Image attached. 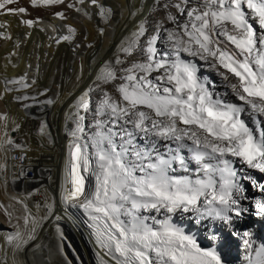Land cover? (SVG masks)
<instances>
[{
	"label": "snow or ice",
	"instance_id": "6c2138e0",
	"mask_svg": "<svg viewBox=\"0 0 264 264\" xmlns=\"http://www.w3.org/2000/svg\"><path fill=\"white\" fill-rule=\"evenodd\" d=\"M16 2L0 0V10L13 15L25 13L23 7H7ZM63 3L64 0H31L34 7ZM91 3L100 8L101 17L112 15V10L99 5L97 0ZM187 3L188 0H182L175 7L184 13L183 5ZM57 15L64 18L63 13ZM187 17L182 33L169 34L174 60L156 58V37L153 36L145 50L146 61L133 64L121 77L124 82L117 89L120 100L105 94L97 111L102 116L107 115L109 120L96 123L91 145L95 149L94 158L88 155L87 144L70 146L66 166V183L70 187L65 189L64 200L83 198L81 206L92 222L89 227L93 229L96 243L103 256L114 264H224L215 248H202L194 236L185 234L170 217L155 221L158 226L153 227L147 223V217L139 215L140 210L194 211L230 223V214L240 217L247 211L239 204L246 198L241 179L249 180L254 188L264 191V183H257L251 176H239L233 167L234 161L229 159L238 158L248 168L264 173V0H200L196 7L187 10ZM169 19L175 22L174 17L169 16ZM22 22L29 27L33 24L32 20ZM143 34L141 25L135 35ZM135 45L133 40L122 51L131 55ZM181 53L203 60L211 58L212 67L224 69L218 72L224 81H230L229 74L235 77L236 82L228 86L242 104L213 99L214 93L207 87L211 81L201 80L196 66L181 59ZM161 70L163 74L154 78L159 83L148 78L152 72ZM98 79L114 81L117 74L105 65ZM79 107L88 110V100L81 97ZM245 111L252 116L254 127L241 118ZM0 119L7 117L0 116ZM83 119L79 116L76 130L71 133L74 138L79 139L78 133L84 131L80 123ZM108 123L112 127H107ZM126 125H131V129ZM117 126L120 131H114ZM137 133L172 140L178 148L170 149L175 154L169 159L160 155L153 157L133 143ZM6 142L13 144L11 139ZM180 148L188 149L204 178L192 180L169 175L174 161L188 170L185 158L179 155ZM129 154L134 159H129ZM88 172L95 178L92 188H86L87 177L82 174ZM256 208L258 214L264 216V201H257ZM48 210L51 214L50 205ZM28 211L25 206V212ZM30 218L32 227L27 238L20 231L5 237L7 244L16 250L22 251L34 239L40 221L26 216L25 227ZM244 235L250 234L245 232ZM100 264L107 261L101 257ZM248 264H264V245L255 250L254 259L248 258Z\"/></svg>",
	"mask_w": 264,
	"mask_h": 264
},
{
	"label": "bare ground",
	"instance_id": "6f19581e",
	"mask_svg": "<svg viewBox=\"0 0 264 264\" xmlns=\"http://www.w3.org/2000/svg\"><path fill=\"white\" fill-rule=\"evenodd\" d=\"M181 2L182 0H97L99 5L112 10V15L104 18L100 15V8L93 5L91 0H83V3L80 0H70L66 6L57 8L64 14L62 20L55 17L56 13L52 18L47 15V18L41 19L45 22H40L36 28L38 31L33 32L21 25L22 21L28 20L26 16L17 13L9 15L6 11L7 16L3 14L4 10H0V116L7 117L6 120L0 119V165H3L0 168V264H100L101 257L107 264H114L109 257L103 256L96 243L93 229L89 227L92 222L81 206L83 198L64 200L65 189L70 187L66 183L70 146L79 143L75 142L77 138L71 133L76 130L79 116H83L80 123L84 131L78 133V137L84 142L81 145H88L87 153L90 158H94L95 149L91 145L97 131L96 123L109 120L107 115H100L97 109L105 99V94L113 100H120L117 89L124 82L121 77L127 74L126 70L133 64L146 61L148 41L153 36L156 37L154 46L157 49V59L169 62L175 59L169 34L182 33V25L188 23L187 10L196 7L200 0H188L183 5L184 13L175 7ZM38 15H29V20L39 21ZM169 16L174 17L175 22ZM141 25L144 27V34L137 36L135 34L139 32ZM133 40L136 45L132 54L127 55L122 49L128 47ZM181 59L196 66L197 76L201 80L205 78L211 81L207 87L214 93L213 99L219 98L227 102L225 99L230 97L229 103L242 104L228 86L233 78L224 81L218 74L224 70L212 67L211 58L203 60L199 56L181 53ZM117 60L121 63H117ZM105 65L116 72V80L101 82L98 79ZM162 74L163 70L152 72L148 78L154 80ZM13 80L21 83L13 84ZM24 84L28 87H24ZM9 89L18 91L10 92ZM25 96L28 99H23ZM11 97L13 102L8 104ZM43 97L53 103H40L44 100ZM81 97L88 100V110L79 107ZM15 100L19 104H15ZM35 103L41 105L34 108ZM245 115L252 119L248 111L242 113L241 118ZM107 127H112V124L108 123ZM125 127L131 129L132 126ZM114 131H120L119 127H115ZM18 136L24 137L21 139L25 141L21 140L20 143L25 147L15 149L17 144L13 143L14 150H10L12 147L6 141ZM116 142L120 143L119 136L116 137ZM133 143L153 157L160 155L165 159L175 154L170 149L178 148V144L172 140L145 136L144 133H137ZM187 143L190 144V141ZM179 155L185 158L188 170L185 171L178 161H174L169 170L170 176L192 180L204 178V173L191 159L187 148H180ZM129 159L134 157L129 154ZM229 159L234 161L233 167L239 176L240 173L250 176V172L256 171L260 174V181L257 183H264V173L248 168L238 158ZM30 171H33V177ZM82 174L87 177L86 188L94 187L95 178L91 172ZM216 179L219 181L218 176ZM251 187L257 190L259 201H264V191L252 185ZM203 199L202 197V206ZM247 201L248 198L241 199L239 204L250 210V203ZM256 203L255 201L253 206V221L239 226L236 225L239 217L234 213L230 214V223L199 215L194 211L177 210L167 213L161 209L158 213L154 209H141L139 215L147 217V223L153 227L158 226L155 221L170 217L171 222L182 228L185 234L194 237L198 235L209 241V245L200 239V243H197L202 248H215L218 253L221 252L219 254L224 264H248V258L254 259L255 250L264 245V216L258 214ZM25 206L28 212H25ZM26 216L35 217L40 225L36 228L34 239L22 251L16 250L7 244L5 237L20 231L27 238L32 224L30 218L25 227ZM245 232L250 235L245 236Z\"/></svg>",
	"mask_w": 264,
	"mask_h": 264
},
{
	"label": "rangeland",
	"instance_id": "374dc122",
	"mask_svg": "<svg viewBox=\"0 0 264 264\" xmlns=\"http://www.w3.org/2000/svg\"><path fill=\"white\" fill-rule=\"evenodd\" d=\"M69 1L70 0H64V3L63 4H60V5H51V6H46V8H45V6L44 5H38V6H32V4H31V0H17V2L16 3H13V4H11V5H8L7 7L8 8H13V9H18V7L19 8H21V7H23V8H25L26 9V12L25 13H18L17 12V14H19L20 16H23V17H25L26 16V18H28V20L30 19V16L32 15V17H34V14H35V17H37L36 15H38V17H39V21H35V20H33V24H32V26L31 27H29L27 24H25V23H21V25L22 26H24V27H26V28H28L29 30L31 29V32H33L34 30H36V31H38L36 28L37 27H39V25H40V22H45V21H42L41 19H43V18H47L48 16L47 15H49V17L48 18H52V17H54V13H56L55 14V17L56 18H58L59 16H56L57 15V13H63V12H59L58 10H57V8L59 7V6H63V5H67L68 3H69ZM44 6V7H43ZM15 7V8H14ZM51 10H50V9ZM33 9H35V10H33ZM33 12H32V11ZM61 10H63V9H61ZM48 11H50L51 13H48ZM5 12V13H4ZM31 12V14H29ZM9 13V12H8ZM45 13V14H44ZM3 14L5 15V14H7V12L4 10L3 11ZM52 14V15H51ZM9 15H11L10 13H9ZM8 14H7V16H9ZM30 15V16H29ZM51 15V16H50ZM28 16V17H27ZM44 16V17H43ZM60 18V17H59ZM60 20H62L61 18H60ZM178 29H181V26H178ZM3 32V31H2ZM220 70H222V69H220ZM224 70V69H223ZM222 70V71H223ZM229 75H231V74H229ZM34 76H35V74H34ZM73 77V76H72ZM72 77H71V79H72ZM231 77V76H230ZM231 78H233L232 79V83H235L236 82V79H235V77H231ZM203 80L205 79V78H202ZM69 81H70V79H69ZM214 88H216V87H214ZM28 90L30 89V88H27ZM27 89H24V91H26ZM27 90V91H28ZM9 91L10 92H13L14 91V89H9ZM15 91H18V90H15ZM14 91V92H15ZM50 94H48V96H49ZM15 98V97H14ZM12 99V100H11ZM42 99H44V100H42ZM41 100V102L40 103H46V101H47V99H45V97H43ZM230 99V97H228L227 99H225V100H227V102H225V101H223L224 103H229V100ZM18 100V99H17ZM13 102V97H11L10 99H8V104H10L11 102ZM17 102V103H16ZM14 103L15 104H19V102L18 101H14ZM40 103H35L33 106H34V108H37L38 106H39V104ZM7 104V105H8ZM15 104H14V106H15ZM47 104V103H46ZM41 105V104H40ZM32 106V107H33ZM37 106V107H36ZM16 107V106H15ZM19 108V107H18ZM27 116H29V115H27ZM242 119H245L246 120V122H248L251 126H253V122H252V119L251 118H249V116L248 115H245V117L244 118H242ZM76 129V128H75ZM21 138H24L23 136H18V138H11L12 139V141H13V143L14 144H17L18 145V143H20V141L22 140ZM20 139V140H19ZM22 141H25V139L24 140H22ZM69 142L71 143L72 142V140H69ZM75 142H79V143H81V144H83L84 142L83 141H81V139H77ZM0 143H1V140H0ZM21 145H15L17 148H15V149H21V148H24L25 146H23V143H20ZM86 144V143H85ZM9 146H14L13 144H9ZM10 150H14L13 149V147H12V149H10ZM30 173V175H31V177H33L34 176V174H33V171H30L29 172ZM253 179H255L257 182H259L260 181V174L259 173H257L256 171H252V173L250 172V174H249ZM240 176L241 177H244L243 175H241V173H240ZM241 184H243V186L245 187V192L243 193V196L244 197H246V198H248V201H247V203L249 202L250 203V210L249 209H247V211L246 212H244L243 214H242V216H240L239 218H238V222H236V225H243V224H245V223H248V221L249 222H251V221H253V214L255 213L254 212V201L253 200H255V196H256V191L257 190H253V189H251L252 187H251V185H250V181L249 180H246V179H241ZM242 208H244V209H246V207H244V206H241ZM252 216V217H251ZM244 217V218H243ZM255 219V218H254ZM263 235H264V233H263ZM257 236H259L260 237V235H257ZM195 238H196V240L198 241L199 239L202 241V242H205L206 243V245H207V243H208V245H209V241L207 242V240L206 239H204V238H201L200 236H198V235H196L195 236ZM262 238H263V236H262ZM264 239V238H263ZM199 242V241H198ZM200 243V242H199ZM239 249L241 248V243H240V245H239V247H238ZM219 253H221V252H219Z\"/></svg>",
	"mask_w": 264,
	"mask_h": 264
}]
</instances>
